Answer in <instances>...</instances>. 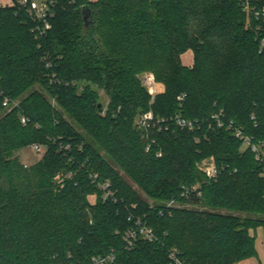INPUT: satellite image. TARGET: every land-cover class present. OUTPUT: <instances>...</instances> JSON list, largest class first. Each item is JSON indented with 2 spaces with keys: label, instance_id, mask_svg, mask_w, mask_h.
Returning <instances> with one entry per match:
<instances>
[{
  "label": "trees",
  "instance_id": "1",
  "mask_svg": "<svg viewBox=\"0 0 264 264\" xmlns=\"http://www.w3.org/2000/svg\"><path fill=\"white\" fill-rule=\"evenodd\" d=\"M48 1L44 35L20 0L0 6V264H89L112 249L121 264H168L173 248L188 264L255 255L250 230L264 228L263 170L212 116L223 111L264 141L262 18L245 0ZM189 50L192 65L182 60ZM146 70L164 84L153 99L137 77ZM149 110L171 124L180 113L201 125L147 134L137 121ZM32 144L45 152L26 167L17 152ZM207 158L216 179L198 168ZM68 171L73 177L57 188L55 177ZM91 174L111 182L116 200L102 198ZM196 184L201 196L182 195ZM172 198L180 206L161 203ZM130 217L147 221L158 240L126 249Z\"/></svg>",
  "mask_w": 264,
  "mask_h": 264
},
{
  "label": "built area",
  "instance_id": "2",
  "mask_svg": "<svg viewBox=\"0 0 264 264\" xmlns=\"http://www.w3.org/2000/svg\"><path fill=\"white\" fill-rule=\"evenodd\" d=\"M245 8L250 10L251 15H253L256 19L262 18L264 21V7L262 9L257 8L256 6L251 5L250 0H245ZM51 1L48 0H20V5L22 8H26V12L28 15L32 16V19L36 22V26L34 30L39 35H44L48 30L51 29V22L49 21L50 17H52V9ZM251 5V6H250ZM250 7V8H249ZM261 47L264 48V39L262 40ZM143 83L149 88L150 93L154 96L153 87L155 85V79L151 74H147L143 78ZM186 94H183L179 97V100L182 101L185 98ZM11 100L8 97L4 98L3 105L8 107L11 104ZM15 105L17 103H14ZM223 111H219L215 113L212 118L215 124L218 127H223L233 133V135L242 141V145L245 148L251 150L256 160L260 163L263 174H264V141L259 140L253 135L247 133L243 126L236 125L234 120L225 119ZM23 124H26L29 119L23 115L21 118ZM172 124L176 127L185 130H194L199 127L201 124L197 120H192L189 118L183 117L180 113L175 114L172 119ZM169 119H156L152 110H149L145 113H142L137 121V126L142 131L147 134L152 128H157L159 131L162 129H169L170 125H172ZM153 142V141H152ZM32 149L36 153L45 152V147L39 144H32ZM150 144L147 147L149 149ZM67 150H70V146L66 147ZM158 156H161V153H158ZM198 168L205 174L208 180L216 179L219 175V170L212 159H204L198 164ZM73 171H68L67 173H63L57 176V179L63 182L65 179H71L73 177ZM91 178L93 182L98 186L99 190L102 192V198H115V191L111 187L110 181H98L97 174H91ZM191 193H197L198 196L202 195V190L200 184L193 185L192 187H186L183 190V196H189ZM166 207H178L180 204L172 198L166 202H161ZM154 205V204H152ZM135 207V205H133ZM132 223L125 230L123 234V239L125 242L126 249H132L136 241L141 238L148 242H154L158 240L157 234L154 228L147 223L141 217H130ZM89 264H121L117 261L116 252L114 249L110 250V252L106 254H100L92 256ZM168 264H188L183 261L179 256V252L177 249L173 248L168 251Z\"/></svg>",
  "mask_w": 264,
  "mask_h": 264
},
{
  "label": "rangeland",
  "instance_id": "3",
  "mask_svg": "<svg viewBox=\"0 0 264 264\" xmlns=\"http://www.w3.org/2000/svg\"><path fill=\"white\" fill-rule=\"evenodd\" d=\"M95 1H97V0H89L88 2L90 4H94ZM10 3H12V0H0V6L7 5ZM51 27H52V25H51ZM193 62H192V64H193ZM147 74H151L155 79V85L153 87V93L155 92L154 94L157 95V94L163 92L164 91V84L161 81L157 80L154 72L149 71V70L142 71L137 75L138 79L142 82L143 86L147 89V91L150 93L149 88L143 83V78ZM100 95H101L100 99H101L103 105L107 106L108 96L102 90L100 91ZM150 95H151L152 99L155 96V95L153 96L151 93H150ZM101 153L104 154L103 151H101ZM17 155L19 156L20 161L23 164H25V166L27 167V166H30L32 164H35L41 158L42 153L40 154V153L34 152L32 147L29 146V147H26V148L19 150L17 152ZM207 159H210V158H207ZM116 169L118 170L119 174L127 182L128 185H130L136 192H138L141 197H143L144 199H148L146 197V195L144 194V192L138 187L136 182L129 175H127L123 170L119 169L118 167H116ZM60 181L61 180L57 179V176H56L54 179V182L57 185L56 187L62 189V188H64V185ZM90 200H91V202H95L96 198L93 196V197H90ZM148 201H150L151 204L158 203V202L151 201L149 199H148ZM187 208L200 209V210L207 209L206 206L198 205V204H189V205H187ZM250 233H251V235H253L255 237L256 254L241 259L237 264H264V228H263V226L259 225L256 228H252L250 230Z\"/></svg>",
  "mask_w": 264,
  "mask_h": 264
},
{
  "label": "crops",
  "instance_id": "4",
  "mask_svg": "<svg viewBox=\"0 0 264 264\" xmlns=\"http://www.w3.org/2000/svg\"><path fill=\"white\" fill-rule=\"evenodd\" d=\"M182 60L186 65H192L193 62V52L191 50L183 54Z\"/></svg>",
  "mask_w": 264,
  "mask_h": 264
}]
</instances>
